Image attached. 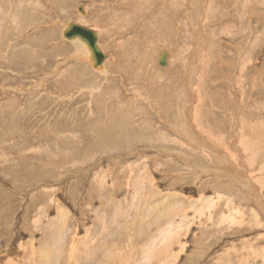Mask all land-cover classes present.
<instances>
[{
    "label": "rangeland",
    "instance_id": "obj_1",
    "mask_svg": "<svg viewBox=\"0 0 264 264\" xmlns=\"http://www.w3.org/2000/svg\"><path fill=\"white\" fill-rule=\"evenodd\" d=\"M121 1L0 0V264H264V0Z\"/></svg>",
    "mask_w": 264,
    "mask_h": 264
},
{
    "label": "bare ground",
    "instance_id": "obj_2",
    "mask_svg": "<svg viewBox=\"0 0 264 264\" xmlns=\"http://www.w3.org/2000/svg\"><path fill=\"white\" fill-rule=\"evenodd\" d=\"M34 1H35V0H34ZM127 1H128V0H125V1L123 0V1H121V3H122V2H127ZM133 1H134V0H133ZM133 1H132V2H133ZM145 1H146V0H145ZM231 1H232V0H231ZM29 2H30V1H29ZM137 2H138V0H137ZM137 2H135V3H136V4H135L136 6H137V4L140 3V2H138V3H137ZM143 2H144V1H143ZM155 2H161V0H160V1L158 0V1H155ZM36 3H37V2H36ZM127 3H129V2H127ZM130 3H131V0H130ZM148 3H149V2H148ZM148 3H146V4H147V5H146L147 7L150 5V4L148 5ZM150 3L153 4L154 2H153V1H150ZM161 3H162V2H161ZM167 3H168V2H167ZM154 4L157 5V3H154ZM170 4H171V3H170ZM119 5H120V3H119ZM156 5H155V7H156ZM159 5H162V4L159 3ZM126 6H127V5H126ZM132 6H133V5H132ZM188 6H189V5H188ZM122 7H123V5H122ZM157 7H158V6H157ZM160 7H161V6H160ZM173 7H174V6H173ZM117 8H118V7H117ZM133 8H135V6H134ZM143 8H145V7H143ZM148 8H149V7H148ZM91 9H92V8H91ZM104 9H105V8H104ZM123 9H124V8H123ZM127 9H129V8H127ZM127 9H126L125 13L128 12ZM130 9H131V7H130ZM135 9H136V8H135ZM137 9H138V8H137ZM137 9H136V10H137ZM146 9H147V8H146ZM160 9H161V8H160ZM168 9H170V8H168ZM105 10H106V9H105ZM124 10H125V9H124ZM139 10H143V9H142V8H139ZM153 10H154V9H153ZM171 10H172V8H171ZM174 10H175V9H174ZM79 11H80L81 14H79V17H78V18L81 19V18L83 17L82 15H85V16H86V9H80ZM79 11H78V13H79ZM111 11H113V10H111ZM114 11H115V10H114ZM114 11H113V13H114ZM175 11H176V10H175ZM104 12H105V11H104ZM107 12L110 13V11H107ZM117 12H118V11H117ZM117 12H115V13L112 15V21H111V22H112V25H113V26H116L117 24H120V23L125 24V22H126V23H127V22H131V24H132V20H133V19L131 20L130 17L127 18L126 16H124L123 18H121L120 15H119ZM131 12H132V14L134 13L133 11H131ZM146 12H147V11H146ZM168 12H169V11H168ZM139 13H140V11H139ZM142 13H145V9L143 10ZM147 13H148V12H147ZM151 13H152V12H151ZM158 13H159V12H158ZM160 13H161V12H160ZM160 13H159V14H160ZM234 13H235V12H234ZM234 13H233V14H234ZM101 14H102V12H101ZM129 14H130V13H129ZM129 14L126 13V15H129ZM132 14H131V15H132ZM133 15H134V14H133ZM138 15H139V14H138ZM157 15H158V14H157ZM81 16H82V17H81ZM129 16H130V15H129ZM153 16H154V15H153ZM114 17H115V18H114ZM134 17H135V19H136L137 16H134ZM140 17H141V15H140ZM158 17H159V16H158ZM158 17H157V19H158ZM163 17H164V16H163ZM173 17H174V16H173ZM187 17H188V16H187ZM150 18H151V17H150ZM154 18H155V17H154ZM161 18H162V17H161ZM171 18H172V17H171ZM192 18H193V20H192L191 23L194 22V19H195V18H194V15H193ZM196 19H197V18H196ZM229 20H230V19H229ZM136 21H137V20H136ZM164 21H165V20H164ZM170 21H171V20H170ZM234 21H235V20H234ZM70 23H74V22H69V24H70ZM194 23H196V22H194ZM69 24H68V25H69ZM74 24H76V23H74ZM127 24H128L127 26H130L129 23H127ZM171 24H174V25H175V23H172V22H171ZM171 24H169V25H171ZM76 25H78V24H76ZM125 25H126V24H125ZM125 25H124V26H125ZM174 25H173L172 27H174ZM193 25H194V24H193ZM79 26H80V25H79ZM83 26H84V25H83ZM131 26H132V25H131ZM95 27H96V26H95ZM68 28H69V27H68ZM142 28H143V27H142ZM100 30H101V29H100ZM147 31H148V30H147ZM67 32H68V30H67ZM67 32H66V33H67ZM157 32H158V31H157ZM100 34H101V32H100ZM101 35H102V34H101ZM159 35H160V34H159ZM98 36H99V35H98ZM158 37H159V36H158ZM158 37H157V38H158ZM160 37H161V35H160ZM67 38H68V37L66 36V39H67ZM147 38H148V37H147ZM73 39L75 40V39H79V38H76V37H75V38H71V39H69V40H72V41H73ZM97 39H98V38H97ZM195 39H196V38H195ZM79 40H80V39H79ZM153 40H154V39H153ZM77 41H78V40H77ZM77 41H75V42L73 41V43H77V44H79V45L83 44V45H86V46H87V47H86V46L81 45V46H82V47H83L88 53H91L92 60H93V62H94V67L96 68V70H99V69L101 68V65H102L104 59H105V56H104V59H103V61L101 62V64H98L99 66L96 67V65H97V64H95L96 59H95L94 54H93V51L91 50V48L89 47V45H88L87 43L83 42L82 40H80L81 42H83V43H81V44L78 43ZM100 43H101V42H100ZM159 43H160V42H159ZM77 44H75V45H77ZM97 44H98V43H97ZM79 45H77V46L82 50V48H81ZM120 45H122V43H121ZM122 46H123V45H122ZM98 47L100 48L101 51L103 50V48H102V46H101L100 44H98ZM87 48L89 49L90 52L88 51ZM120 48H121V47H120ZM140 50H141V49H140ZM82 51H83V50H82ZM103 52H104V51H103ZM103 52H102V53H103ZM134 52H135V51H134ZM138 54H139V53L137 52V55H138ZM123 55H124V54H123ZM147 55H148V54H147ZM130 56H131V55H130ZM139 56H140V54H139ZM124 57H127V56H124ZM128 57H129V56H128ZM142 57H143V55H142ZM142 57H140V58H142ZM146 57H147V56H146ZM146 57H143V59H145ZM126 59H127V58H126ZM132 60H133V59H132ZM123 61H125V60H123ZM126 61H127V60H126ZM162 62H165V64L162 65ZM124 63H125V62H124ZM130 63H131V61H130ZM166 63H167V54L165 53V54H163V55L161 56V58H160V65H161V66H165ZM91 64H92V63H91ZM132 64H133V62H132ZM135 67H136V66H135ZM119 69H120V68H119ZM170 70H171V69H170ZM123 121H124V120H123ZM120 126H121V125H120ZM192 127H193V126H192ZM45 133H46V132H45ZM249 134H250V132H249ZM251 134H252V133H251ZM250 136H251V135H250ZM249 138H250V137H249ZM261 138H262V137H261ZM129 140H130V139H129ZM256 140H257V139H256ZM211 145H212V144H211ZM127 150H128V149H127ZM222 152H223V151H222ZM218 153L220 154L219 151H218ZM223 153H224V152H223ZM225 153H226V152H225ZM221 155H222V154H221ZM223 157H224V155H223ZM256 157H257V156H256ZM226 158H228V157L226 156ZM223 159H225V157H224ZM257 159H259V157H258ZM225 160H226V159H225ZM227 160H228V159H227ZM227 163L229 164L230 161H228ZM231 163H232V162H231ZM231 163H230V166L232 165L231 168H234V169H235V167H233V164H231ZM214 170H215V169H214ZM225 170H226V169H224V171H225ZM224 171H223V173H224ZM236 171H237V169H236ZM226 172H227V171H226ZM223 173H222V175L224 176L225 174H223ZM234 173H235V172H234ZM237 173H238L239 177H240V176L243 177V176H242L243 173H241V172H239V171H238ZM244 177H245V176H244ZM244 177H243V178H244ZM219 178H220V177H219ZM221 178H222V176H221ZM244 179H245V178H244ZM249 188H250V186H249ZM257 197H258V196H257ZM127 231H128V230H127ZM134 231H135V230H134ZM141 232H142V231H141ZM139 233H140V232H139ZM137 235H138V233H137ZM137 235H136V237L139 236V235H138V236H137ZM141 235H142V234H141ZM101 241H103L104 243H108V239H107V237H103V238L101 239ZM98 246H99V245H98ZM101 248H102V247L99 246V247L96 248V249L98 250V252H100V251H101V250H100ZM101 252H102V251H101ZM102 254L104 255V256H102V257H103V261H105V259H108V261H110V260H113V257L115 258V256L107 255V254H105L104 252H102ZM159 255H160V254H159ZM77 260H78V259H77ZM114 260H115V259H114ZM105 262H106V261H105ZM107 263H109V262H107Z\"/></svg>",
    "mask_w": 264,
    "mask_h": 264
},
{
    "label": "water",
    "instance_id": "obj_3",
    "mask_svg": "<svg viewBox=\"0 0 264 264\" xmlns=\"http://www.w3.org/2000/svg\"><path fill=\"white\" fill-rule=\"evenodd\" d=\"M67 28L68 29L66 30H68V32L66 33V36L68 37V39L76 37L82 40L83 42L87 43L91 48V50L93 51L94 57L96 59L95 64H97L96 67L99 66L98 64H101V62L104 59V54L98 47L97 35L93 31L85 27L76 25L74 23H70L69 25H67ZM164 64L165 62H162V65Z\"/></svg>",
    "mask_w": 264,
    "mask_h": 264
},
{
    "label": "crops",
    "instance_id": "obj_4",
    "mask_svg": "<svg viewBox=\"0 0 264 264\" xmlns=\"http://www.w3.org/2000/svg\"><path fill=\"white\" fill-rule=\"evenodd\" d=\"M80 9H82V7L80 8ZM106 14H103V16H105ZM102 16V15H101ZM102 16V17H103ZM112 16V15H111ZM111 16H109V23L111 24V25H109L108 27H105V29L103 30V31H101V34L104 36V35H107V34H109V33H111L112 32V30H110L111 28L114 30L115 28H118L120 25H123L124 26V24H122V23H120V24H117L116 26H113L112 25V17ZM95 22H97V21H95ZM69 24V23H68ZM67 24V25H68ZM94 24V23H93ZM66 29H68L67 28V26H66ZM64 30L63 31V33H62V35L64 36V38L66 39V32H67V30ZM97 38H98V36H97ZM66 40H69L68 38L66 39ZM78 40V41H77ZM69 41H72V40H69ZM73 41L75 42V41H77L78 43H83V42H81L79 39H73ZM127 41V40H126ZM125 42V41H124ZM98 44H99V41L97 42ZM122 43V42H121ZM75 44H77V43H75ZM77 45H79V44H77ZM76 45V48H75V50H74V53L77 55V54H85L86 53V55L88 54V61H89V63L94 67V62H93V60H92V56H91V53H88L81 45H83V44H81V45H79L81 48H82V50L78 47ZM83 46H86V45H83ZM120 46V45H119ZM87 47V46H86ZM88 49V48H87ZM88 51H89V49H88ZM90 52V51H89ZM102 52H103V50H102ZM104 54V56L106 57V54L105 53H103ZM167 54V53H166ZM161 56H162V54L160 55V58H161ZM160 58H159V61L157 60V62H159L160 63ZM167 58H168V54H167ZM104 62H105V59H104V61H103V63H102V65H101V68L99 69V70H102L105 66H103L104 65ZM167 64V63H166ZM90 65V66H91ZM92 66H91V68H92ZM95 68V67H94ZM96 69V68H95ZM93 70V69H92ZM87 72H90V71H87ZM92 72H95L94 70L92 71ZM123 144V143H122ZM106 145H107V143H106ZM108 146V145H107ZM108 147H111V145H109ZM113 148V147H112Z\"/></svg>",
    "mask_w": 264,
    "mask_h": 264
}]
</instances>
